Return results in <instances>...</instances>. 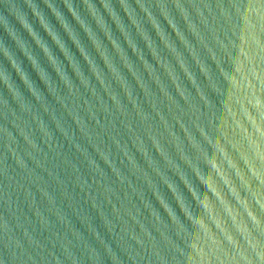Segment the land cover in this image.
Listing matches in <instances>:
<instances>
[{"label": "water", "instance_id": "obj_1", "mask_svg": "<svg viewBox=\"0 0 264 264\" xmlns=\"http://www.w3.org/2000/svg\"><path fill=\"white\" fill-rule=\"evenodd\" d=\"M0 264H264V0H0Z\"/></svg>", "mask_w": 264, "mask_h": 264}]
</instances>
